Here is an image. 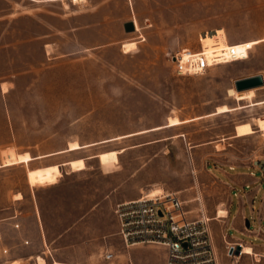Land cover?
I'll use <instances>...</instances> for the list:
<instances>
[{"label":"rangeland","instance_id":"1","mask_svg":"<svg viewBox=\"0 0 264 264\" xmlns=\"http://www.w3.org/2000/svg\"><path fill=\"white\" fill-rule=\"evenodd\" d=\"M128 21H135L134 32L125 31ZM217 29L225 30L230 45L254 42L248 45L253 48L249 58L214 66L202 75H178L173 54L185 48L200 50L201 35ZM261 39L264 0H0L2 218L9 217L6 213L16 193L30 191V170L76 158L87 160V171L66 175L71 173L69 167L62 170L75 182L101 174V163L121 161L122 178L134 175L147 187H182L170 183L175 169L184 178L193 175L198 197L208 201L210 168L239 165L255 147L264 145L261 134L257 139H232L230 147L210 155V139L222 142L223 133L234 123L257 118L263 130L264 103L249 112L210 116L220 106L238 103L229 93L237 76L264 74ZM130 42L136 43L131 52L125 48ZM256 100L264 101V86L257 88ZM171 118H178L180 125H170ZM252 130L249 124L238 128L240 135ZM70 141L79 142L80 150L18 163L20 154L44 157L66 148ZM121 148L126 152L119 161L118 154L125 151ZM98 154L101 163L94 158ZM151 160L155 167L143 169ZM252 170L261 176L259 169ZM58 177L37 184H54ZM240 202V196L233 194L234 211ZM259 205L260 198L254 208ZM246 208L255 229L252 208ZM13 226L8 231L9 245L15 242ZM255 233L232 235L264 247V229ZM220 238L217 264H264L260 247L254 248L257 256H249L237 252L238 244L226 242L222 233ZM9 245L5 247L8 257H0V264H21L10 261L31 256L30 251ZM34 248L33 261L37 262V255L50 257L45 246L40 253ZM128 252L137 260L162 258V251L152 244L136 245Z\"/></svg>","mask_w":264,"mask_h":264},{"label":"crops","instance_id":"2","mask_svg":"<svg viewBox=\"0 0 264 264\" xmlns=\"http://www.w3.org/2000/svg\"><path fill=\"white\" fill-rule=\"evenodd\" d=\"M256 74L262 73L237 76L236 80ZM256 98L257 89L253 100L258 102L259 100H256ZM254 101L249 99L237 100L238 103L235 106H228L234 109L241 105L242 108L226 113L237 111L244 113L255 110L259 105L253 106L252 103ZM214 115L221 114H217L216 111L210 113V116ZM247 124L251 126L253 132L240 135L238 128ZM167 126L174 127L169 126V123ZM223 134L224 137L220 143L210 139V155H215L225 150L227 146L230 147L232 139L241 140L247 137L257 139L261 134L264 140V131L261 130L257 118L244 119L234 123ZM105 142L102 141V143ZM87 145L90 146V144ZM221 145L223 146L222 149L219 147ZM68 146L56 152L45 154L47 156L44 157H33L32 161L80 150L70 151ZM83 147L88 146L84 145ZM263 147L264 145L260 146V148L255 147L248 159L239 165L222 164V166L218 165L216 168H213L214 166L211 167L210 199L205 202L200 196L198 197V184L195 179H192L193 175H188L187 178H184L176 172V169L173 172V182H170L171 184L182 183V187L176 189L166 187L167 185L147 187L139 184L135 176L131 174L130 176L127 175L125 179L122 178L123 174L121 172L123 170L120 167V155L126 152V148H121L125 149V151L118 154L120 162L109 166L101 163L99 154L94 156V158L99 159L103 167L102 173L87 176L85 179L79 180V182L73 181V179L69 178L70 176L63 175L62 170H64V167H69L71 173L66 175H75L87 171V160L84 158L74 159L85 160L87 168L80 171L72 169L70 162L74 161L73 159L62 162L54 161L53 163L37 167L58 165L61 170V176L58 177L57 182L54 184L31 185L28 194L23 192L16 193L15 197H13V207H10L6 213L9 217L2 218L0 213V257H8L6 255L7 248H5L9 245L7 243L8 231L15 224V242L10 243L9 246L14 245L20 251H30L31 256L29 259L12 257L11 263L16 260L21 264H38V261L32 260L33 256H35L33 255L35 254L34 247L37 246V251L40 253L43 250L42 247L45 246L49 249L50 257L46 255L37 256L43 257L46 260V264H169L170 253H168L166 246L160 244L152 245L162 251V258L137 260L130 255L128 249L133 246H127L124 242L120 233L118 215L115 213V208L118 204L152 194L150 191L154 188H161L162 191L159 193L173 192L178 194L184 202V209L188 219H199L202 213L206 218H209L210 233L213 236L217 254L222 249L220 233L223 234V238L227 240L226 242L233 241L243 247L251 246L254 251L255 247L260 246L244 243L238 237L232 235V232L256 234L255 232L258 230L264 229L261 224L264 220V181L261 176H256L252 170V167L260 170L258 164L264 160ZM151 163L152 160L146 166L144 165L143 169L145 167L151 169L153 165ZM210 164V166L213 165L212 161H210ZM152 167H155V165ZM188 191L191 192L190 196L186 195ZM233 194H238L241 201L236 211H234L233 207ZM241 195H244V198H241ZM258 198H260V205L256 209L254 208V203ZM192 203H195L194 207L191 206ZM247 205L252 208V215L258 225L255 229H251V222L247 219ZM221 212L225 214H221ZM260 248L264 250V247ZM108 254H112V257L107 258Z\"/></svg>","mask_w":264,"mask_h":264},{"label":"built area","instance_id":"3","mask_svg":"<svg viewBox=\"0 0 264 264\" xmlns=\"http://www.w3.org/2000/svg\"><path fill=\"white\" fill-rule=\"evenodd\" d=\"M210 52L203 46L198 51L188 48L172 56L180 76L202 75L217 65L249 58L251 48L240 54L235 45H216ZM264 181V160L258 164ZM120 233L127 246L160 244L168 249L169 264H217V253L210 233L209 218H187L184 202L173 192L144 195L118 204L115 208ZM238 247V246H237ZM235 247H232V251ZM108 254L107 258H111Z\"/></svg>","mask_w":264,"mask_h":264},{"label":"bare ground","instance_id":"4","mask_svg":"<svg viewBox=\"0 0 264 264\" xmlns=\"http://www.w3.org/2000/svg\"><path fill=\"white\" fill-rule=\"evenodd\" d=\"M76 1H82V0H76ZM137 26V25H136ZM201 44L202 46L205 48L206 51L210 52L213 48H216L218 46L221 47H227L229 44L228 39H227V35L225 30L223 29H217L214 31H210V32H205L203 33V35H201ZM259 41H264V39H261ZM257 41V42H259ZM254 43V42H251ZM251 43H236L233 44L236 46L237 51L242 54L241 52L244 51V49L251 48V50L253 49L251 46H248ZM136 46L135 42H130L127 43L125 45L126 51H132ZM229 93L231 96H235L236 100L238 101H242L245 99H249L251 101H254V97L256 96V89H250V90H246L243 92H238L236 91L235 88H231L229 90ZM264 101L261 102H253L252 105H259V104H263ZM232 109L228 106V105H223L217 108L216 113L217 114H222V113H226L231 111ZM181 121L178 118H171L170 119V125H178L180 124ZM263 131H264V126H263ZM80 148V144L79 142H72L69 144V148L68 150L70 151H74V150H78ZM223 147H221L222 149ZM18 163H28L30 161L33 160L32 155L29 152H26L24 154H20V156H18ZM85 160L83 159H79V160H74L70 162V165L72 167L73 170L75 171H80V170H84L86 169V164L84 162ZM61 176V170L60 167L58 165H54V166H47V167H43V168H38V169H33L30 170L28 172V179L30 181V183L32 185H36L38 182L43 181L45 179H53L55 177ZM58 180V179H57ZM152 194L149 195H156L160 194L159 192H161L160 189H154L150 191ZM221 214H225L223 212H221ZM242 246V245H241ZM241 254H245V255H249V256H257L255 254V252L253 251V248L251 246H242L241 247ZM232 255V254H231ZM38 264H46V260L43 257H38Z\"/></svg>","mask_w":264,"mask_h":264},{"label":"water","instance_id":"5","mask_svg":"<svg viewBox=\"0 0 264 264\" xmlns=\"http://www.w3.org/2000/svg\"><path fill=\"white\" fill-rule=\"evenodd\" d=\"M124 28L126 32H134L136 30L135 21H128L124 23ZM235 89L238 92H243L250 89H257L264 86V75L256 74L254 76H249L245 78H240L235 80ZM241 245H238L237 252L240 251Z\"/></svg>","mask_w":264,"mask_h":264}]
</instances>
